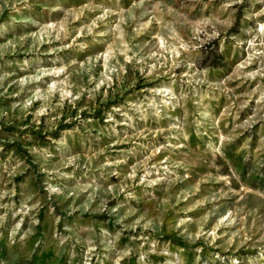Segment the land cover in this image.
<instances>
[{"label": "rangeland", "instance_id": "rangeland-1", "mask_svg": "<svg viewBox=\"0 0 264 264\" xmlns=\"http://www.w3.org/2000/svg\"><path fill=\"white\" fill-rule=\"evenodd\" d=\"M0 264H264V0H0Z\"/></svg>", "mask_w": 264, "mask_h": 264}]
</instances>
